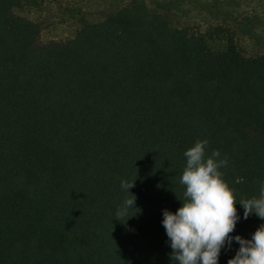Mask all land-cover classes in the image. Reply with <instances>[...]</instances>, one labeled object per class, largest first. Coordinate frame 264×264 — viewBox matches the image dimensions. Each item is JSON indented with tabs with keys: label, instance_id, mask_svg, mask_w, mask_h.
Returning a JSON list of instances; mask_svg holds the SVG:
<instances>
[{
	"label": "trees",
	"instance_id": "1",
	"mask_svg": "<svg viewBox=\"0 0 264 264\" xmlns=\"http://www.w3.org/2000/svg\"><path fill=\"white\" fill-rule=\"evenodd\" d=\"M46 1L0 0V264H175L160 221L185 148L227 158L236 200L264 179V0H104L40 43L22 12Z\"/></svg>",
	"mask_w": 264,
	"mask_h": 264
},
{
	"label": "clouds",
	"instance_id": "2",
	"mask_svg": "<svg viewBox=\"0 0 264 264\" xmlns=\"http://www.w3.org/2000/svg\"><path fill=\"white\" fill-rule=\"evenodd\" d=\"M208 140L197 139L183 151L184 166L179 176L183 185L181 201L175 211L161 210V225L171 249L169 256L175 264H218L220 250L235 241L238 247L226 264H264V223L250 237L233 233L238 219L250 213L264 220V179L258 182V195L236 200L222 179L220 169L227 165L217 149L206 153ZM133 179H122L120 187L129 192ZM125 198L115 216L124 215L134 207V195ZM243 211L237 214L234 203ZM132 215V214H131ZM130 215H127V217ZM126 217V218H127Z\"/></svg>",
	"mask_w": 264,
	"mask_h": 264
},
{
	"label": "rangeland",
	"instance_id": "3",
	"mask_svg": "<svg viewBox=\"0 0 264 264\" xmlns=\"http://www.w3.org/2000/svg\"><path fill=\"white\" fill-rule=\"evenodd\" d=\"M115 2L104 0H47L38 11H23L41 22L39 42L45 43L49 40H60L73 35L76 23V13L81 10L87 16L96 17L101 15L107 6Z\"/></svg>",
	"mask_w": 264,
	"mask_h": 264
}]
</instances>
